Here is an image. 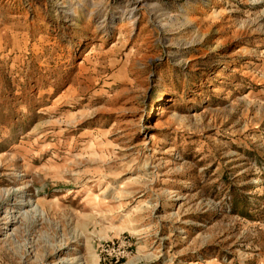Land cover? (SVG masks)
<instances>
[{
  "label": "rangeland",
  "instance_id": "rangeland-1",
  "mask_svg": "<svg viewBox=\"0 0 264 264\" xmlns=\"http://www.w3.org/2000/svg\"><path fill=\"white\" fill-rule=\"evenodd\" d=\"M74 258L264 264V0H0V264Z\"/></svg>",
  "mask_w": 264,
  "mask_h": 264
},
{
  "label": "bare ground",
  "instance_id": "bare-ground-1",
  "mask_svg": "<svg viewBox=\"0 0 264 264\" xmlns=\"http://www.w3.org/2000/svg\"><path fill=\"white\" fill-rule=\"evenodd\" d=\"M32 210H37V207L34 206ZM15 220V219H14ZM68 264H84L80 258H74L72 259Z\"/></svg>",
  "mask_w": 264,
  "mask_h": 264
},
{
  "label": "water",
  "instance_id": "water-1",
  "mask_svg": "<svg viewBox=\"0 0 264 264\" xmlns=\"http://www.w3.org/2000/svg\"><path fill=\"white\" fill-rule=\"evenodd\" d=\"M32 1H36V2H38V1H42V0H32Z\"/></svg>",
  "mask_w": 264,
  "mask_h": 264
}]
</instances>
